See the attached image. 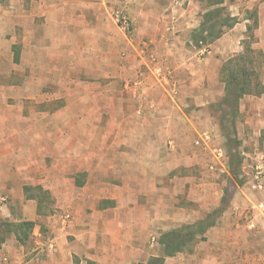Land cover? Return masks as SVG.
<instances>
[{"label": "rangeland", "instance_id": "rangeland-1", "mask_svg": "<svg viewBox=\"0 0 264 264\" xmlns=\"http://www.w3.org/2000/svg\"><path fill=\"white\" fill-rule=\"evenodd\" d=\"M217 1L0 0V154L1 151L10 152V155L0 159V175L11 172L9 156L15 154L18 158L13 170L14 174L18 173V181L7 187L0 183V205L10 202L6 196L7 188L23 186L30 189L27 192L28 198L38 203L39 219L32 231H26L28 240L23 245L18 244L24 249L26 259L31 260L35 256L36 260V254L42 249L53 251L56 248L55 229L45 230L44 222L50 219L68 228L76 217L74 211L67 207L72 201L70 194L63 195L54 189L44 191L38 188L43 186L37 182L43 180L41 175H44L45 166V162L38 157L41 152L38 139L44 138L45 144L49 143L51 137L50 131L43 126H70L75 122V114H78V121L83 126L119 124L122 118L118 114L121 110L130 114L127 122L129 126L133 125L136 114L150 110L146 104L138 101L134 85L136 81L142 82L143 89H146L154 84L153 75L144 66V63H149V56L154 57L156 65L167 57L162 50L173 49L176 44L184 50H190L192 46L193 50L208 49L236 27L234 34H240L236 44L245 50L250 48L243 55L245 61L241 63L246 62L250 71L255 73L253 78L264 84V52L254 49L258 41L255 35L259 25L258 8L251 6L246 9L244 16L233 17L242 10L246 0H225L221 6L211 5ZM189 11L193 12L195 18H200L197 22L199 26L192 33L186 30ZM244 18L250 21L246 24L245 33L237 26L244 25ZM125 21L129 24V31L123 29ZM178 24L180 31H175L172 27ZM210 34H221V37L210 44ZM203 39H207V42H203ZM143 46L146 48L144 55L141 53ZM185 55L188 56L183 51L182 56ZM223 60L222 70L229 67L231 59ZM238 61L235 59L233 68L238 65ZM177 77L185 79L182 72ZM225 77L226 74L221 72L214 84L217 93L214 103L204 108L193 102L185 109L198 124L199 131L208 133L206 137L202 132H198V135L194 132L192 142L197 137L198 141H208L211 147L222 148L228 157V173L221 168L211 172L208 165L212 163V155L209 151L200 150L206 163L199 176L212 178L213 181L203 194L200 193V198L194 196L186 199L179 196L176 213L170 215V219L159 216L158 228L135 230V236L143 238L142 244L135 247L141 250V264H166L169 258L167 243L180 247V252L169 260L170 264H196L199 245L208 240L206 235L211 236L214 226L220 221L231 224L232 220H237L231 209L240 190L261 191L257 186L256 173L260 171L264 175V96L243 98L233 126L224 124L222 117L225 110H228L222 104ZM218 93L222 95L218 96ZM154 98L162 104L161 107L167 106L162 103L164 99L161 93H156ZM71 105L74 113L70 110L65 113L64 110ZM94 109L104 110L105 115L99 113L98 116L90 117L88 112ZM228 111L230 113L232 110ZM176 120L180 122L178 116ZM227 128H231L232 136L225 134L230 132ZM94 130L87 131L86 136L91 139L90 135H93L96 138L91 140L96 141L97 137L103 135L102 131L98 133ZM54 134L55 131H52L51 135ZM116 136L112 135L111 140ZM233 149L239 153L241 162L237 174L232 176L230 154ZM31 163L35 170L26 173L27 169H31L27 166ZM48 166L52 164L48 163ZM82 174L79 173L78 178ZM26 177H31L28 178L29 182ZM23 183L26 185L22 186ZM47 187L54 188L50 185ZM88 197L95 202L99 200V197ZM19 204L17 200L14 207H19ZM146 207L149 208L147 204ZM253 213L254 210L247 218L244 215L237 220L240 224L237 231L230 227L221 228L218 232L215 230L217 240L227 241L225 246L220 245L225 248L222 264H260L257 258H261L264 253V237L261 238L257 227L252 228V231L247 227L253 220ZM7 214L9 212L0 209L2 220L15 225L27 222L21 213H11L12 216L6 218ZM138 215L140 219L141 213ZM67 216L69 219H66ZM174 218L175 221H171ZM121 231L122 235L126 232L123 229ZM235 232L239 234L240 241L232 244ZM130 254V249L121 252L126 257ZM193 256L196 257L194 261ZM254 259L258 263H254Z\"/></svg>", "mask_w": 264, "mask_h": 264}, {"label": "crops", "instance_id": "crops-1", "mask_svg": "<svg viewBox=\"0 0 264 264\" xmlns=\"http://www.w3.org/2000/svg\"><path fill=\"white\" fill-rule=\"evenodd\" d=\"M251 6L258 8L259 18L255 32L258 41L254 49L264 52V0H246L242 10L233 17L244 16L247 13L246 9ZM199 19L189 11L186 30L194 32L199 26V23L197 26ZM243 20L244 25L237 24V26L245 33L246 24L250 21L248 18ZM172 28L180 31L179 24ZM235 29L237 27L222 40L210 45L208 49L194 48V51L191 49L193 48L191 41L190 50H184L176 44L173 49L162 50L167 57L158 64L154 65L157 61L144 63L147 72L154 77V84L143 89L142 82L136 81L135 96L150 110L136 114L133 125L129 126V121L127 122L131 117L130 114L121 110L118 114L122 118L119 124L83 126L82 122L78 121V114H75V122L70 126H43L48 132L50 131L51 137L49 143L45 144H43L44 138L38 139L41 150L38 157L45 162L44 175H41L43 180L37 182L43 185L44 189L38 188L44 191L54 189L63 195L70 194L72 201L67 207L74 211L76 217L68 228L60 226L58 222L53 223L50 219L43 223V226L46 224L45 230L55 229L53 231L57 236L56 248L53 251L48 248L47 251L42 249L36 254V260L35 256L31 260L26 259L27 255L19 246L21 244L16 237L8 236L5 244L0 248V264H141V250L135 247L142 244L143 238L135 236V230L158 228L159 216L170 219V215L174 216L176 213L175 207L179 196L186 199H192L194 196L200 198V193L203 194L213 181L212 178L199 176L206 163L200 150L210 152L211 146L206 140L198 141L197 137L192 142L194 132L197 135L198 132H202L206 137L208 133L199 131L198 124L185 107L194 102L206 108L216 101L214 84L220 78L223 59H233L236 55L245 52L243 47L236 44L240 34H234ZM183 51L188 56L183 57ZM202 52H205L203 56L200 55ZM179 72L184 73L185 79L177 77ZM158 92L162 94L164 99L162 103H166V107H161L162 104L154 98ZM221 95L222 93H218V96ZM73 109L72 106L66 108L64 112L70 110L73 114ZM99 113L105 115L104 110L101 109L88 112L90 117L98 116ZM177 116L180 122L176 120ZM91 129H95L94 132L98 133L102 131L103 136L97 137L95 141L91 139L96 137L90 135L91 139H89L86 132ZM52 131H55L54 135H51ZM112 135L118 136L111 140ZM1 152L0 159L4 155H10L9 150ZM9 158L11 172L0 175V183L5 184L6 187L18 181L16 180L18 173L14 174L13 171L16 167L14 162L18 161V158L15 154ZM47 160L52 164L51 167L48 166ZM27 166L31 169H27L26 173L35 170L32 163ZM218 168L220 167L213 158L208 169L214 172ZM262 168L264 170V166ZM79 173H83L81 178H78ZM20 175L25 174L20 173ZM28 178L31 177H26L27 182H29ZM24 180L25 178L22 182ZM47 184L54 188H48ZM7 189L6 196L11 203L0 205L2 211L9 212L6 218L11 217V213L18 212L24 216V221L37 223L38 203L28 198L26 187ZM258 189L261 191L240 190L231 213L238 220L244 215L247 218L254 210L253 220L247 227L250 231L257 227L256 230L263 238L264 214L258 207L264 203V186L263 189L259 187ZM74 194L77 196L73 197ZM88 195L99 197L98 202L89 199ZM16 199L20 201L18 206L21 209L14 207ZM88 209L92 210L88 211ZM237 220H232L231 224L220 221L214 226V231L210 232L211 236L206 235L208 240L199 245L196 264H222L225 248L220 245L225 246L227 241L217 240L214 234L221 228L228 227L237 231L240 229ZM171 221H175V218ZM121 229L126 230L123 235ZM239 239V234L235 232L232 244L239 243ZM129 249L132 250V254L127 257L121 255V252ZM170 259L172 257L166 259L165 263L170 264ZM192 259L194 261L196 257L193 256ZM257 259L260 264H264V253ZM257 259H254V263H258Z\"/></svg>", "mask_w": 264, "mask_h": 264}, {"label": "trees", "instance_id": "trees-1", "mask_svg": "<svg viewBox=\"0 0 264 264\" xmlns=\"http://www.w3.org/2000/svg\"><path fill=\"white\" fill-rule=\"evenodd\" d=\"M225 0H218L215 3H212L211 5L221 6L223 5ZM211 21V20H210ZM232 27V26H230ZM209 37V34L207 35ZM221 37V34L217 36H212L210 34V41L209 43H213L216 40H218ZM203 42H207V39H203ZM249 49H246L244 54L246 52H249ZM240 55L236 58L231 59L228 62L229 67H225L222 70L223 75L226 74L225 77V96L222 101L223 107H228V110L231 109L232 111L225 110L224 116L222 117V122L224 124L229 123L233 126L235 118L239 114V105L240 101L247 96H262L264 94V84L261 83L258 79L253 78L255 76V73L250 71V69L247 66V63L244 62L242 64L241 62L245 61V58L243 55ZM235 59L239 60L238 65L233 68L232 64L235 62ZM258 80V81H257ZM222 123V125H223ZM224 126V125H223ZM230 129V132H225L227 136H232V130L231 128H227V131ZM234 133V131H233ZM230 166L232 167V170H230V173L233 175L237 174V168L239 162V153L236 150H232L230 154ZM30 189L26 188V191L28 192ZM35 227V224L32 222H22L20 224H12L6 220L0 219V248L5 244L6 239L10 235H14L21 245H23L29 238V235H26V231H32ZM192 227H187L186 229H191ZM166 235L165 237H167ZM194 237V236H193ZM180 239V238H179ZM166 249L168 252L169 257H172L176 253L180 252V247L178 245L173 244H166Z\"/></svg>", "mask_w": 264, "mask_h": 264}, {"label": "built area", "instance_id": "built-area-1", "mask_svg": "<svg viewBox=\"0 0 264 264\" xmlns=\"http://www.w3.org/2000/svg\"><path fill=\"white\" fill-rule=\"evenodd\" d=\"M123 29L125 31H129V24L126 21L123 22ZM143 47H144L143 48V51H141L142 55H144L145 54V51H146L145 46H143ZM204 54H205V52L200 53L201 56H203ZM149 60H150L149 63L150 62L152 63V62L155 61V59H154L153 56H149ZM210 152H211L214 160L218 164V166L221 169H223L224 172H228L227 171V169H228L227 168L228 167V157H227L226 152L222 148H220L218 146L211 147L210 148ZM256 180L258 181V183H257L258 185L257 186L260 189H263L264 176L262 175V173L260 171H257V173H256ZM258 208L264 214V203L261 204ZM66 219H69V216H67Z\"/></svg>", "mask_w": 264, "mask_h": 264}]
</instances>
